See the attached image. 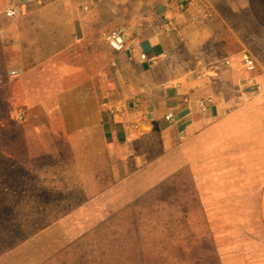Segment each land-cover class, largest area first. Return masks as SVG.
<instances>
[{"label":"crops","instance_id":"0c3cea01","mask_svg":"<svg viewBox=\"0 0 264 264\" xmlns=\"http://www.w3.org/2000/svg\"><path fill=\"white\" fill-rule=\"evenodd\" d=\"M185 1L0 0V97L24 117L28 159L67 153L85 191L73 214L94 216L85 231L184 172L220 263L264 264V0ZM122 27L133 54L106 41ZM109 101L127 107L109 117Z\"/></svg>","mask_w":264,"mask_h":264},{"label":"rangeland","instance_id":"374dc122","mask_svg":"<svg viewBox=\"0 0 264 264\" xmlns=\"http://www.w3.org/2000/svg\"><path fill=\"white\" fill-rule=\"evenodd\" d=\"M18 117L0 97V210L14 214V225L22 220L25 231H38L0 255V264H57L62 252L85 238L88 248L93 242L107 248L131 240L152 264L181 262L183 259L179 261L176 252L179 246H184V264H197L202 257L211 259V253L206 251L193 256V250L204 245L215 250L216 247L189 174L182 172L172 178L157 199L143 201L118 219L114 218L117 215L106 216L102 224L85 231L94 216L73 214L84 203L85 191L84 184L78 183L69 168L60 164L69 162L67 153L63 152L62 161L28 159L21 143ZM251 232L261 234L256 225ZM238 234L237 241L244 246L236 250L247 255L250 247L241 232ZM253 249L255 254L264 253V247Z\"/></svg>","mask_w":264,"mask_h":264},{"label":"trees","instance_id":"16d2710c","mask_svg":"<svg viewBox=\"0 0 264 264\" xmlns=\"http://www.w3.org/2000/svg\"><path fill=\"white\" fill-rule=\"evenodd\" d=\"M0 188H2V184H0ZM167 188L168 186L165 184L158 187L154 192L137 201L132 208L127 209L123 213L126 214L132 211L134 207H137L143 201L151 198L157 199L158 195L160 193H164ZM0 203L2 204V202ZM123 213L118 214L114 218L118 219L119 216L123 215ZM13 217L14 214L11 212L2 209L0 210V255L6 254L14 247L26 242L38 231L35 230L31 233L25 231V228L21 224L22 220H19V223H17L18 225H14ZM132 232L134 233V231H131V235L133 234ZM88 238L91 239V237ZM201 251L211 253V259L205 260L203 257L199 258L197 264H221L214 247L204 245L199 249H194L193 256L197 257ZM176 252L179 254V261L181 259L183 260L181 262H173L171 264H184V246H179ZM145 257L143 256V253L141 254L138 244H136V242H132L131 240L127 243L125 241L119 242L118 244L108 246L107 248L102 247L99 242H93V244H91V248H88L87 239L85 238L81 239L72 247L62 252L57 258V264H152L149 260H147V258L145 259Z\"/></svg>","mask_w":264,"mask_h":264},{"label":"built area","instance_id":"2783aa9c","mask_svg":"<svg viewBox=\"0 0 264 264\" xmlns=\"http://www.w3.org/2000/svg\"><path fill=\"white\" fill-rule=\"evenodd\" d=\"M188 3L185 0H176V8L178 12H183L187 9ZM21 14V11L17 9L12 2H10L9 7L6 11V16L8 18H15ZM127 29L126 28H118L115 30H112L108 36L106 37V41L109 45V48L116 54H122V53H130L133 54L135 51V48L131 45H128L127 43ZM242 63L245 67V69L248 72H254L256 70V61L253 57H251L249 54L245 53L241 57ZM141 61H147V56L145 54H142L140 56ZM115 66V64H113ZM17 73H12V75H16ZM245 91L248 93H252L253 91L259 92L261 90V87L256 84L254 80H248L245 84ZM211 102V100H207L206 102H201L199 104V107L202 111L205 110L206 104ZM133 107H138L140 104L139 100L133 101ZM119 107V108H117ZM126 104L119 103V105L114 104L112 101L105 102L102 104V108L104 109L105 113L109 115V117L115 116L118 111H123L126 109ZM20 121L24 120L23 116L18 117ZM166 121L173 122L174 121V115L172 113H169L166 116Z\"/></svg>","mask_w":264,"mask_h":264}]
</instances>
